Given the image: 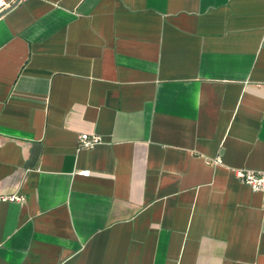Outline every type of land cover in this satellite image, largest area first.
<instances>
[{
    "label": "crops",
    "instance_id": "obj_1",
    "mask_svg": "<svg viewBox=\"0 0 264 264\" xmlns=\"http://www.w3.org/2000/svg\"><path fill=\"white\" fill-rule=\"evenodd\" d=\"M241 168L264 170V0L2 11L0 264H264Z\"/></svg>",
    "mask_w": 264,
    "mask_h": 264
},
{
    "label": "built area",
    "instance_id": "obj_2",
    "mask_svg": "<svg viewBox=\"0 0 264 264\" xmlns=\"http://www.w3.org/2000/svg\"><path fill=\"white\" fill-rule=\"evenodd\" d=\"M12 1L0 0V12L11 7ZM101 138L95 134L81 133L77 136V148L82 149L93 147L95 144L99 143ZM216 163L221 162L220 158L217 156L213 160ZM80 174L88 176L90 174L89 170H80ZM234 175L242 183L248 185L254 191H260L264 193V170H254V169H234ZM22 196L18 194L0 195V201H13L21 200Z\"/></svg>",
    "mask_w": 264,
    "mask_h": 264
},
{
    "label": "water",
    "instance_id": "obj_3",
    "mask_svg": "<svg viewBox=\"0 0 264 264\" xmlns=\"http://www.w3.org/2000/svg\"><path fill=\"white\" fill-rule=\"evenodd\" d=\"M2 14V11H1V13H0V15Z\"/></svg>",
    "mask_w": 264,
    "mask_h": 264
}]
</instances>
